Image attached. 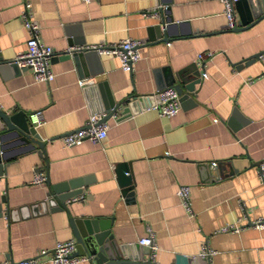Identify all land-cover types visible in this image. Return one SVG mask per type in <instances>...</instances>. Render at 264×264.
<instances>
[{
  "label": "crops",
  "instance_id": "0c3cea01",
  "mask_svg": "<svg viewBox=\"0 0 264 264\" xmlns=\"http://www.w3.org/2000/svg\"><path fill=\"white\" fill-rule=\"evenodd\" d=\"M25 10L40 26L39 39L54 49V74L39 81L28 67L0 69V107L26 115L41 109L44 121L35 128L45 140L42 151L30 146L6 132L0 117V264L74 237L72 215L110 218L117 240L145 258L149 248L138 238L149 227L159 246L157 264H171L177 256L180 264L185 256L207 264H264V227L252 223L264 219L258 173L264 159V51L244 60L264 48V14L233 30L221 0H0L4 59L26 47ZM168 13L172 22L154 30L150 40V26ZM234 13L237 18L236 4ZM126 36L143 41L131 70L108 52L78 65L59 53L68 41L84 46ZM207 49L214 50L208 59L197 58ZM190 62L197 63L201 78L180 98L177 112L161 115L149 107L168 73ZM85 76L93 82L81 86L78 79ZM108 94L115 101L130 96L129 113L121 114L122 103L106 119L104 138L64 146L62 135L82 126L89 112L103 111ZM122 161H129L132 174L127 190L116 177ZM36 169L46 174L41 183L31 182ZM76 178L84 195L65 200L68 210L40 202L54 193L52 184ZM181 183L189 185L192 215L176 194ZM229 222L239 229L218 230ZM203 244L213 249L210 255L199 254Z\"/></svg>",
  "mask_w": 264,
  "mask_h": 264
},
{
  "label": "water",
  "instance_id": "95a60500",
  "mask_svg": "<svg viewBox=\"0 0 264 264\" xmlns=\"http://www.w3.org/2000/svg\"><path fill=\"white\" fill-rule=\"evenodd\" d=\"M237 18L236 25L232 27L233 30H239L247 27L256 22L261 15L264 14V0H237ZM169 10V5L165 7ZM173 18L168 13L164 16L162 21L155 22L150 26L149 39L154 38L155 31L160 29L165 23L172 22ZM154 32V34L152 33ZM69 44H73V41H68ZM264 51L254 52L247 57H244L245 61H250L256 57H259ZM59 53L64 58L71 57L73 61L78 65L80 62H84V59H92L97 54V50L94 47H72L61 50ZM53 54V53H52ZM14 67L16 72L25 69L27 67H20L15 59H4L0 53V69H7L8 67ZM169 79L167 85L175 86L180 98L188 97L192 91H194V83L199 81L201 78L200 70L196 62H190V64L176 70L173 73H168ZM164 84H160L163 86ZM158 86V87H160ZM109 95V94H108ZM130 96L121 97L118 100H114L110 95L103 101V108L105 114L103 119H107L109 116L114 114L121 104L125 102V105L121 107V114L128 112L129 106L133 105ZM1 126L5 128L6 132L12 133L14 136L23 140L30 146H39V150L42 151L45 140L41 138L34 125L30 124L27 115L22 109H16L14 112H7L0 107ZM68 133V132H66ZM64 133V134H66ZM0 141V161L5 157L2 151ZM116 177L118 183L123 184V190L132 188V174L129 165V161H122L120 167L116 170ZM81 178L70 179L68 182H60L58 184H52L53 191L52 195L41 199V203H44L47 208H65V200L81 190ZM129 194L131 193L128 192ZM55 204V206H54ZM72 225V233L76 239V249L74 253L85 254L87 259L90 260V264H157L151 257L145 258L144 255H138L134 253L131 245L128 243H121L113 235L111 230V219L93 216H69ZM149 248V247H148ZM183 264H207L203 261L200 256H185ZM171 264H180L179 256L176 257L175 261Z\"/></svg>",
  "mask_w": 264,
  "mask_h": 264
},
{
  "label": "built area",
  "instance_id": "2783aa9c",
  "mask_svg": "<svg viewBox=\"0 0 264 264\" xmlns=\"http://www.w3.org/2000/svg\"><path fill=\"white\" fill-rule=\"evenodd\" d=\"M235 1L237 0H221L223 4V13L225 14L226 26L232 28L236 25V17L234 13ZM149 9L145 13H154ZM23 26L28 31V37L25 40L26 47L19 51L13 59L18 63L20 67L25 66L32 70L33 79L49 81L54 72L50 67V57L53 53V47L51 44L44 43L38 37L40 26L38 23L29 18L27 11L23 13ZM143 41L139 38L123 37L114 42H101L97 44H85L86 47H94L98 53L108 52L116 56L119 60V65L124 70H131L135 61L140 56V45ZM83 45H70L72 47H84ZM214 53L213 49H207L206 51H198L196 53L197 58L200 60L208 59ZM250 80V78L248 79ZM78 82L81 86H85L93 82V78L89 76L80 77ZM153 102L149 107L157 109L161 115H173L180 107V94L175 86L163 85L156 88L153 93ZM105 111H92L89 112L86 122L68 133L62 135V144L69 146L72 144L80 143L82 140L89 138L92 141H99L107 133L109 124L106 119H103ZM29 123L36 126L44 121L41 109H33L28 112ZM259 178L264 184V159L259 161ZM46 179V174L40 169L34 171V175L31 178V182L41 183ZM176 194L180 203L184 207L188 215H192L191 199L189 198V185L181 183L176 188ZM82 192L72 194L70 199H79L83 197ZM252 223L256 227H264V219L262 217H256ZM238 230L239 225L235 222H229L218 228V230ZM138 242L145 244L149 247L150 257L154 259L157 255L159 246L155 240V237L149 227L147 232L141 234L138 238ZM76 249V239L71 237L66 240H56L51 248L40 247L35 254L19 258L17 261L8 264H39L46 261L50 264H77L80 261L86 260L88 257L85 254L74 253ZM213 249H210L205 244L199 250V254L202 256L210 255Z\"/></svg>",
  "mask_w": 264,
  "mask_h": 264
}]
</instances>
